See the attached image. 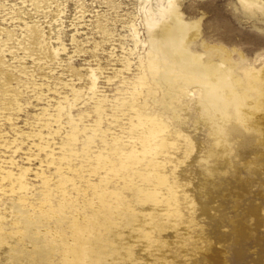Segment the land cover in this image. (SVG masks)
<instances>
[{"label":"rangeland","instance_id":"rangeland-1","mask_svg":"<svg viewBox=\"0 0 264 264\" xmlns=\"http://www.w3.org/2000/svg\"><path fill=\"white\" fill-rule=\"evenodd\" d=\"M261 3L264 0H0V264H32L40 255L19 232L18 208L47 217L38 226L42 235L46 226L51 230L46 238L55 235L47 263L62 264L63 245L76 248L81 242L73 225L76 221L87 226V216L81 213L93 212L90 204H98L99 185L111 188L124 173L97 164L94 153L100 151L110 157L106 169L114 160L99 134L105 133L110 146L119 138L123 149H129L127 142L135 137L136 143L146 125H153L162 138L153 145L154 160L161 164L149 166V172L143 166L141 172L148 175L133 177L145 189L153 181L152 191L133 197L123 189L135 214L132 211L129 224L126 215H113L114 229L104 240L110 246L116 242L113 252L104 246L91 251L102 259L100 264H264ZM172 8L189 52L212 67L200 78L220 91L208 110L201 106L202 84L188 82L178 65L170 63L176 82L172 96L154 82L148 56L155 59L158 43L152 33L166 27ZM91 72L97 80L95 95L107 99L101 113L88 88ZM243 86L246 92L234 113L240 119L235 121L229 116L233 95L226 88L236 92ZM130 102L143 104V118L148 119L137 126L143 127L140 133L129 122ZM207 111L218 127L216 136L214 123L203 114ZM86 134L92 135L89 146ZM135 146L140 155L139 143ZM19 173L25 187L18 184ZM105 176L107 182H101ZM168 190L176 193V211ZM61 209L65 217L57 221Z\"/></svg>","mask_w":264,"mask_h":264},{"label":"bare ground","instance_id":"bare-ground-1","mask_svg":"<svg viewBox=\"0 0 264 264\" xmlns=\"http://www.w3.org/2000/svg\"><path fill=\"white\" fill-rule=\"evenodd\" d=\"M173 10L174 9L172 8V12H171L168 20L165 21L166 27H163V28H160V29H156L152 33V35L157 39V43H158L157 45H155L157 47V56L155 57V59L151 58V56H148V59L149 60L150 59L152 60V61H150V63L148 65H149V67H152L153 68V74L156 75V77H155L156 80H154V82L155 83L158 82V83H160V85H162L164 87V89L168 93V97L172 96V91L175 90V86H176V84H175L176 83L175 82V74H174V72L170 68V63L178 65L181 70H183L185 73H187L186 75H184L185 76L184 78L188 82H189V79L199 80V82L202 84V86H201V89H202L201 106L205 110H208V106L213 102L214 98L217 95H219V92L220 91L218 89V86L212 85V84H207V83H205V81L200 80V78L205 77V75L207 73L211 72L212 71V67L211 66H208V65H203L199 61V54H194V53H190L189 52V50L187 49V47L183 43V32L182 31L179 32L177 30V28L180 27V25H179V21H178L176 15L174 14V11ZM260 10L264 13V3H261L260 4ZM129 26H130V28H133L132 29V37L136 38L137 31L135 30L134 25L131 23ZM147 55H149V54H147ZM129 63H131V62H129ZM148 72L149 71H147V73ZM150 76H152V75H150ZM263 78H264V76H263ZM140 79H138V82L141 81ZM143 79L145 80V77ZM89 81H90V84H89V87L88 88L92 92L93 97H97L95 95L97 80H96V75L94 74V72H91V74H90V80ZM147 86H148V84H147ZM135 87H137V86H135ZM139 88H142V87H139ZM243 88H244V86L240 90H237L236 89V92H234V89L233 88H226L227 89V92L231 91V93L233 95L232 106H230V108H229V116L231 117V119H234L235 121L236 120L239 121V119H240V117L238 116V118H237V115H234V113H235L236 107L238 106L240 100L243 98V95L246 92L244 90L245 88L244 89ZM72 91L75 92V93L78 92V90L76 88H73V87H72ZM178 91H180V89ZM138 93H139V91H138ZM130 94H132V93H130ZM89 97H91V96H89ZM106 100H107L106 98H100V97H97L96 98V100H95L96 101V105H95L96 111H98L99 113H101L104 110V107L102 106V103H104V101H106ZM124 101L127 102L126 99H124ZM125 105H127V103ZM128 105L131 108L130 111H129V115H130L129 122L131 123L132 126H136L135 128L138 129L137 126H139V124H144L146 121H148V119H146L147 117L146 118H143L144 117V113H143V111L141 109V106H143V104H137L136 105V104L130 102V104H128ZM58 107L60 109L62 106L59 105ZM208 113H209L208 111L207 112H203V114H205V116L207 117V118L205 117L207 119V121L214 123V127H212V131H213V133L216 136L218 134V127H217L216 123L214 122V119L211 116H209ZM58 115H59L58 116V118H59L60 117V112L58 113ZM134 116L137 118L136 121H133V117ZM55 120H57V119L55 118ZM72 121H74V120H72ZM154 122H152V124ZM157 123H160V121L159 122L156 121V124ZM211 125H212V123H211ZM152 126L146 125V127H144V128L141 127L138 130H139V133H140V130L143 128L141 130L142 132H141V134H138V135H136L137 134L136 133V130L133 129L135 131V133H136L135 134L136 137L140 135L137 138V140H136V143L138 142L139 143V146H140V149H139L140 150V155L137 154L138 153L137 150H136L137 148H134V147H136L135 146L136 143H135V140H134L135 137L133 138V140H129L127 142V144L130 146L129 149H123V146L125 144H124V142H122V140L121 141H117V139L119 140V138H116V139H114L112 141L115 144L114 146H110L109 144H107V142L105 140V137H106L105 133H102L101 132L99 134V138L103 142L104 146L107 145V147L105 146L106 148H108L109 150L112 149V151L109 152V153L111 155H113L111 158H113L114 160H112L113 163L110 164L107 167V169H106L105 166H106V163H107V159L108 158L110 159V157H108V155H107L108 153L106 155L105 154L102 155V153L100 151V152H97L96 154L94 153V157L96 158L97 164L98 165H102L101 167H103L105 170L110 171V170H119V169H121V171L123 170L124 173L122 175H119L117 177V179L115 180V183L112 185L113 187H111V188H109L107 185L105 186V184L104 185L103 184L102 185H99V188H101V190H100V193H99L100 194V198H99L98 204H96V206H94V204H93L95 202H93V203L90 204V206H93L94 207L93 212L91 214L90 213L89 214H87V213H81L82 215L87 216V219H86V220H88L87 226H85V225L83 226V224L82 225H79L76 221L74 222L75 225H73L76 230H79V232H78L77 235H78V238L80 239L79 241H81V242L80 243L77 242L78 245L76 246V248H74V245L73 246L72 245H66V244L63 245L65 257L63 259L62 264H100V262H102L101 261L102 259L101 258H99L100 260L97 259V256L95 254L96 252H94V253L91 252L92 251V248L93 247H96V248L99 247V249H100L101 246H104V247H107V250L112 251L111 250L112 249V246H113V244L115 245L116 242L113 243L112 246H110L108 243H105L106 242V240H105L106 239L105 233L108 234L110 231H113L112 229H114L113 227H114L115 224L114 225L112 224V222H113L112 220H114L113 219L114 216L115 217L117 216L119 218L120 215H123V216L126 215V217L124 216L126 218V220L125 219L124 220L128 223L132 219L133 212H134L133 211L134 209L132 210L133 211L132 212L131 209H130V207H128V205H127V204H130V203H127V201L124 200L125 199L124 198L125 197V194L123 195V189L127 188L129 190V192H130V195L133 196V197L139 196V193L141 194V192H143V191L151 190L149 188L151 186L150 184L153 181L150 178H147V179L151 180L152 182L150 184L148 183L149 184V188L147 186L146 187L147 189H145L144 186L142 184H140L142 182H140L139 184H135L134 183V180H133V177H134V175H138V177L139 176L146 177L148 175V174L147 175H144V173H142L144 170L141 172L140 169L143 168V166H145L147 168L150 166V169H154L156 166H159V164H161V162H159V160H154V159H156V155H155L156 154V150L155 149L153 150V148L161 143L162 138L159 136V133L157 132V129H155L154 126L153 127ZM75 128L77 129V127H75ZM75 128L72 127L70 129H73L74 130ZM107 128H108V126H107ZM156 128L163 129V128L159 127V126L156 127ZM134 131L133 132L131 131V132L134 133ZM128 132L131 133L130 131H128ZM38 133H40V132H38ZM93 133H94V135L97 134V133H95L93 131L90 134H93ZM127 138L128 137H126V139ZM91 139H92V135H89V134L87 135L86 134L85 139H84L85 144H87L89 146ZM120 139H121V137H120ZM113 143H111V144L113 145ZM164 143H166V142H164ZM153 145H154V147H153ZM39 147H41L43 149L45 146L43 144H39ZM87 147H86V149H88ZM86 149H84V150H86ZM106 151H108V150L106 149ZM68 152H70V151H68ZM81 153H82V151H81ZM74 154H77V153H74ZM63 155H65V154H63ZM84 155H85V152H84ZM162 167H163V165H162ZM158 168H160V167H158ZM147 172H149V168L147 169ZM154 172H156V171H154ZM22 173H19V175L16 177V179H19L18 184H19L20 187H25L27 184H26V182H24V175ZM161 173H163V172L161 171ZM161 173H159V176H161ZM114 175H116V174H114ZM117 175H118V173H117ZM149 175H151V173ZM156 177H158V176H156ZM112 178H113V175H112ZM154 179H155V177H154ZM90 181H92V180H90ZM100 181L101 182H103V181H106L107 182V176L100 177ZM155 189H157V188H155ZM168 191H169L168 198H170L172 200V204H175L176 203L175 201L177 199V196L175 195L176 193L174 191H171V190H168ZM144 194L146 195V192H144ZM144 194H143V196H144ZM144 198H146V197H144ZM140 199H142V197ZM108 200H111V201L108 202ZM176 204L174 205L173 211H176L177 210V205ZM171 211H172V209H171ZM134 214H135V212H134ZM16 215H17V218H18V220L20 222V229H19L20 231L19 232L21 233V235H24V237L29 238L31 240V245H30V248L31 249L30 250H33L35 253H37V255L40 254L35 259V261L31 258L32 261H34V262H31V263L32 264H50V262L47 263V260H48L47 259L48 258L47 254L51 250V248L53 247V241H52V239L54 238L53 237L54 233H53L52 237L50 236V238H51L50 239V238H46L45 237V234L46 233L51 234V233H49L51 230L50 229H47V226H46L45 234H43V235L40 233V230H38L39 229L38 226L40 224H43L42 222L46 221L47 220L46 219L47 217L45 215H43V214H38V215H34L33 216L32 214L27 213L26 209H23V208H18L17 211H16ZM56 215H57V221H60L61 217L64 215V211H62V209H61V211H59V213H57ZM64 217H65V215H64ZM152 217L150 215L149 219L152 218ZM75 218H77V217H75ZM152 219L155 221L154 218H152ZM121 220H122V216H121ZM134 221H136V220H133V222H131V223H134ZM154 221H152V222H154ZM39 222H41V223H39ZM116 222H119V221L116 220ZM114 223H115V221H114ZM99 224L100 225H103L104 228L102 226H99ZM136 224L138 225V223H136ZM149 224H150V222H149ZM157 225L158 224H156V226ZM73 226H71V227H73ZM139 226H140V224H139ZM141 226H142V224H141ZM117 227H118V225H117ZM121 227H122V225H121ZM60 228H62V227H60ZM143 229H144V227H143ZM117 232L118 231H116V233ZM140 232H143L142 229L140 230ZM144 232L147 235V231H144ZM114 233L115 232H113V234ZM118 233H120V232H118ZM73 234H75V233H73ZM111 234H112V232H111ZM72 237H74V236H72ZM76 238L77 237H75L73 239L76 241ZM111 239H113V238L111 237ZM104 240H105V242H104ZM121 247H122V245H121ZM121 247H120V249H121ZM25 249H26V247H25ZM125 249L123 251H126ZM26 250H28V249H26ZM107 250H106V252H107ZM116 250H117V248H116ZM106 252L104 251V253H102V254H105ZM28 254H31V253H28ZM128 254H129V252H128ZM23 256H25V255H23ZM101 257H102V255H101ZM104 257L106 258V256H104ZM104 257H102V258H104ZM122 257H123V255H122ZM28 259H30V256H29ZM97 260H99V261H97ZM111 260H112V258H111ZM115 260L117 261V259H115ZM26 261H28V260L26 259ZM29 261H31V260H29ZM105 261H106V259H105ZM23 262H25V260ZM23 262L21 261V263H23ZM103 262H104V260H103ZM119 262H120V260H119ZM101 264H105V263H101Z\"/></svg>","mask_w":264,"mask_h":264}]
</instances>
